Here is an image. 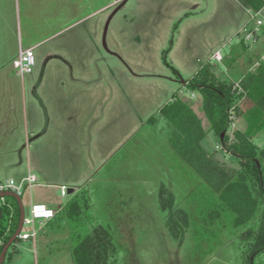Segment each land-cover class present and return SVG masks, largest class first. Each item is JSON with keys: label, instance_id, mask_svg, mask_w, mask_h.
Returning a JSON list of instances; mask_svg holds the SVG:
<instances>
[{"label": "rangeland", "instance_id": "1", "mask_svg": "<svg viewBox=\"0 0 264 264\" xmlns=\"http://www.w3.org/2000/svg\"><path fill=\"white\" fill-rule=\"evenodd\" d=\"M104 2L107 6L95 16L97 52L105 53L107 63L103 65L104 59L98 56L96 65L103 69L107 82L118 84L119 96L113 86L111 98L119 107L117 113L113 112L117 117L112 115L108 123L105 120V136L89 134L104 120L94 118L95 125L89 128L82 120L79 133L76 121L70 118L63 126H70L61 136L63 143L57 141L59 136L50 134L41 143L44 157L40 155L39 159L52 179L83 180L80 199L82 204L88 200L89 208H82L79 221L66 213L52 225L38 228L35 239L17 237L3 264H75L72 249L84 232L81 228L98 223L108 227L114 236L117 264H242L237 233L231 232L230 227L221 229L216 209L200 199L202 192L195 188L192 169L175 155L168 141L167 121L158 115L157 107L174 95L191 104L208 131L206 146L227 167L239 168V159L227 151L229 143L222 144L211 128L203 96L191 90L187 82L211 61L208 58L217 47L227 53L239 47L242 38L251 39L245 40L252 46L254 35L264 45V26L256 34L246 36L256 22L240 0H97V9ZM259 15L264 20V7ZM104 31L106 46H111L114 53L105 52ZM241 61L243 69L247 62L244 58ZM12 68L22 80L13 64ZM217 72L220 75L221 69ZM26 92L24 98L10 93L5 84L0 85V173L7 170L12 159L25 162L28 157ZM242 100L240 111L250 105L246 97ZM39 112L45 115L40 109ZM154 115L158 119L149 122ZM84 130L89 131L88 135L83 134ZM234 130H247L242 116L233 119L228 133ZM9 180L3 178L0 183ZM14 180L21 182L19 178ZM162 184L173 194L175 204L190 212V227L179 239L165 226L166 212L160 207ZM53 192L54 198L63 203L71 196L63 197L55 188ZM12 198L15 197L4 196L8 202ZM22 199L29 216L30 188L24 189ZM4 200L0 197V205ZM32 202H37L36 198ZM5 224L9 226V220ZM39 226L36 220V227ZM256 264H264V252L256 257Z\"/></svg>", "mask_w": 264, "mask_h": 264}, {"label": "trees", "instance_id": "2", "mask_svg": "<svg viewBox=\"0 0 264 264\" xmlns=\"http://www.w3.org/2000/svg\"><path fill=\"white\" fill-rule=\"evenodd\" d=\"M240 2L254 12L264 7V0ZM259 41L255 37L252 47L242 38L239 47L224 53L220 65L207 61L187 82L191 90L203 96L211 128L222 144L229 143L227 151L239 159V168L227 167L215 158L205 144L208 131L191 104L174 95L158 111L167 121L168 141L175 155L192 169L195 188L202 192L200 199L216 209L221 229L230 227L231 232L237 233L242 264H256V257L264 252V45ZM240 58L247 62L243 69ZM245 97L250 105L240 111L239 103ZM236 116L244 118L247 130L228 133ZM156 119L154 115L148 121ZM80 191L71 194L52 219L57 221L67 213L79 221L82 208H89L88 200L81 203ZM159 192L160 207L166 212L165 226L179 239L190 227V212L175 204L165 184ZM4 201L0 205V254L18 228L21 213L16 198ZM81 229L84 235L72 249L75 264H117L118 245L108 227L98 223Z\"/></svg>", "mask_w": 264, "mask_h": 264}, {"label": "crops", "instance_id": "3", "mask_svg": "<svg viewBox=\"0 0 264 264\" xmlns=\"http://www.w3.org/2000/svg\"><path fill=\"white\" fill-rule=\"evenodd\" d=\"M104 3L97 9V0H0V85L5 84L10 93L21 94L24 98L28 90V120H24L28 157L25 162L12 159L7 170L1 171L0 179L23 180L30 174L37 175L38 181L30 188L31 205L44 204L57 211L65 203L54 198V188L61 194V186L66 185L68 190L74 189L69 193L73 194L84 183L79 177L52 179L39 161L43 156L41 151H44L41 143L50 134L59 136L57 141L63 143L61 136L70 128L66 126L64 129L63 126L70 118L76 121L75 127L80 133L82 120H86V128L95 125L94 118L108 120V123L119 110L113 104L116 101L111 100L113 86L119 96L117 82H107L103 69L96 65L98 56L100 60L104 59L103 65L107 63V58L103 57L105 53L97 52L98 22L95 16L98 10L107 6ZM107 31L103 34L105 46ZM28 48H33L38 66L26 76L27 79L24 76L20 80L13 72L12 64L20 51ZM219 49L217 47L208 60L213 61L212 55ZM105 52L114 53V49L107 45ZM97 96L101 99L97 100ZM116 106L118 109L112 111ZM160 108L157 107V112ZM104 122L98 128L94 126L89 134L108 135ZM87 133L84 130L83 134ZM34 198L37 202H32ZM55 221H44L38 228L50 226Z\"/></svg>", "mask_w": 264, "mask_h": 264}, {"label": "built area", "instance_id": "4", "mask_svg": "<svg viewBox=\"0 0 264 264\" xmlns=\"http://www.w3.org/2000/svg\"><path fill=\"white\" fill-rule=\"evenodd\" d=\"M251 19L255 20L256 24L251 31L247 33L256 34L264 24V20L260 18L259 12L251 11ZM251 37V36H250ZM255 38V35L253 36ZM246 40H251L245 38ZM224 58V54L221 49L215 51L212 55V60L222 63ZM36 64V58L33 48H28L25 50H21L18 58L13 61V66L17 70V74L20 76H24L25 74L31 73L34 70V66ZM38 181V177L35 174H30L20 183H17L16 180L11 179L6 184L0 183V193L12 191L22 197L24 189L31 188ZM69 194L68 187L66 185L61 186V195L66 196ZM55 216V210L50 208L44 204H32L30 208V215L27 216L25 213L24 221L22 229L18 235V238L23 240L35 239L38 235V227H36V220H39L40 224L44 221H48Z\"/></svg>", "mask_w": 264, "mask_h": 264}, {"label": "water", "instance_id": "5", "mask_svg": "<svg viewBox=\"0 0 264 264\" xmlns=\"http://www.w3.org/2000/svg\"><path fill=\"white\" fill-rule=\"evenodd\" d=\"M74 191V189H70L69 190V193H72ZM13 196L16 198V200L18 201L19 203V206H20V221H19V226L18 228L16 229L14 235L10 238V240L6 243V245L4 246L1 254H0V264H3V261H4V258H5V255H6V252L8 250V248L10 247V245L14 242V240L18 237L21 229H22V226H23V221H24V216H25V206H24V202H23V199L21 196H19L18 194H16L15 192H12V191H7V192H2L0 193V197H4V196Z\"/></svg>", "mask_w": 264, "mask_h": 264}]
</instances>
